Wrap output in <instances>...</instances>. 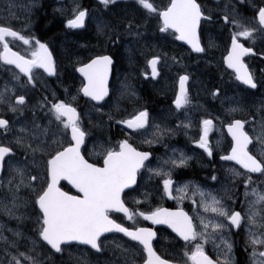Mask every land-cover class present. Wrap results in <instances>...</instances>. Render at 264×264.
I'll list each match as a JSON object with an SVG mask.
<instances>
[{"label": "flooded vegetation", "instance_id": "obj_1", "mask_svg": "<svg viewBox=\"0 0 264 264\" xmlns=\"http://www.w3.org/2000/svg\"><path fill=\"white\" fill-rule=\"evenodd\" d=\"M153 1L158 2V4H153L157 9L154 13L149 12L135 1L114 0L113 3L109 4L117 5V17L111 20L106 17L101 1L81 0L79 10H84L87 13L83 27H68V20L74 19L75 16L68 20H60L57 16H47V18H50L47 24L49 35L42 39L33 30L37 21L36 14L40 8L36 9L32 16L33 25L31 30L34 34V40L37 39L40 44H44L51 55L54 74L45 76L39 66L40 57L43 54V50H40L37 55L38 61L36 60L37 63L31 68L29 75L31 76L34 70H39L46 77L49 83L48 88L58 94V96L53 97L56 100L52 103L63 101L70 104L76 109L79 122H81L87 109L101 108L113 97L115 80L119 74H124L127 71V80L131 82L130 85L135 87L136 91L138 87V92H141L143 101L146 99L145 102H147L143 110L149 114L148 124L145 128L152 124L155 129L150 130L149 135L143 140L135 138L133 131L139 130L129 129L126 124L121 123V121L128 120L136 115L132 113L114 114L116 119L109 123V129H105L106 135L97 134L99 138H96V135L92 137L91 133L84 129L83 124L80 127L85 132L80 154L85 160L97 167L102 166L108 151L120 150V142L122 141H127L132 148L139 152L149 154L144 166L136 174L134 186L121 193V201L129 209V214H132L133 218L128 219L124 214L116 212H109V218L130 230H136L137 228L151 229L155 233L152 239L153 250L162 260L170 264H192L185 256V252L191 253L195 249V245L202 243V241L197 239L186 243L162 226L150 224L144 218L138 220V201H153L155 203L154 207L150 208L145 214H150L158 208L167 209L170 212L182 210L193 219V223L197 226L196 230L202 231L200 225L202 217L206 220L215 219L217 222L223 218L216 217L210 211H204L203 206H200L201 197L199 194L193 195V191L198 187L204 193H210L220 200L222 205L229 210V214L235 211L240 212L242 216L239 227L226 226L220 232L215 233L207 243H203L205 255L214 264H223L227 253L226 246L221 242L224 239L232 245L229 254L231 264H254L252 259L254 246L250 243L249 231L264 236V220L260 226L249 225L246 222V207L248 198L252 197L254 201L257 199L255 195H252L253 189H256L260 194L264 192V174L254 175L244 171L235 163L221 159V157L226 156L232 148L231 139L227 134V126L235 120H240L244 122L243 130L252 141L248 145L249 153L257 160H264V139H262L264 138V26L260 25L258 20V11L261 7H264V1L253 0V4L240 5L216 4L214 0H208V4H204L202 8L196 0L204 17H206L201 19L198 29L199 42L204 49L201 53H193L188 47L180 43L176 38L177 34L170 29L161 31L164 25L161 22L159 12L165 10L169 2L168 4H161L164 0ZM59 4L62 3L43 0L41 7L43 6L48 12L54 13L53 8L59 7ZM236 5L238 8H234ZM234 9H237L239 13H235ZM225 16L229 17L227 23L224 19ZM118 20L121 21L120 27L126 32L118 33ZM232 20L237 21L239 27L237 24L230 22ZM203 23L206 24L202 27V34H205V38L200 36V28ZM6 27H10L17 32L16 28ZM245 28L255 30L250 39L238 37L240 43L246 48L252 49V52L243 56L241 60L247 71L252 75L257 85L255 88L238 81L236 74L229 70L224 62V58L229 52L232 34L243 31ZM62 35L66 40H64V44L62 43L64 48H61L60 43L57 42L58 37ZM68 35L78 38L80 44H83V48L77 49V44L72 45L66 38ZM124 38H128L130 41L127 53L129 57L121 54L122 52L113 46L114 42ZM13 39L15 38L6 37L9 48L29 61H33L26 49L21 50L10 43V40ZM139 46L140 48L137 49ZM2 51L3 45L0 44V52ZM139 53L143 54L137 56ZM100 56H108L112 60L108 83L109 96L101 104L94 105L80 94L84 79L78 75L77 69ZM170 57L175 58V60L169 62ZM154 58L157 59L155 76L153 75V67L149 64V61ZM122 62H125V65L119 72L118 68ZM1 68H11L21 78L24 77L16 68L8 65L3 60H0ZM141 71H146L147 74L145 75ZM180 76L188 77L185 83L189 103L177 109L174 101ZM4 78L5 73L0 70V84ZM156 80L167 83L169 87L167 97L159 98L157 93L160 91L148 89L151 84L147 86V83ZM199 91L209 94L206 101L208 108L205 113L202 112V109L199 110L202 107L197 105ZM219 96H226L225 103L228 104L225 106L229 108L230 105H233V112H215V97ZM16 97L18 96L12 97L14 102ZM52 103H50V106ZM165 110H168V113H165V116L168 117L161 116ZM160 117L171 121L179 120L180 124H176L179 131L175 133L168 132L167 124L163 128H158ZM204 120L212 121L206 137L207 142L210 137L208 145H210L211 155L199 147L200 138L204 135ZM189 121L191 123L188 125ZM256 133L261 135L260 140L263 141L262 143L257 142ZM90 141L96 142V149L99 146L101 147L100 155L96 158L89 155L88 143ZM71 143L69 129H66L65 138L56 151L69 147ZM0 145L10 147L13 151V154L6 157L2 162L0 172L1 199L4 195V168L9 158L17 156V150L6 145V143L0 142ZM103 145L107 146L105 151L102 150ZM56 151L51 154L54 155ZM182 156L186 158L185 164L174 166L172 161L179 162ZM154 170L170 173V175H156ZM236 173H240V175ZM45 175L46 168L44 177ZM249 177H251V181L246 187L245 181ZM165 179L172 181L171 196L175 198H170L165 192ZM38 183L36 184L38 185ZM185 185H188L186 193L176 191V189ZM42 186L46 187V184L40 185L39 189ZM58 187L69 195L79 196L63 181L59 182ZM246 192L248 195L245 194ZM182 196L184 198H180ZM188 197H191L192 205L184 201ZM207 198L205 197V199ZM254 206L255 208L250 209L251 212L264 210L261 203L254 204ZM223 223L228 225L230 222L223 219ZM208 231L211 232V228ZM98 243H100L102 250L93 253L100 258L99 264H144L146 260L143 246L122 234L112 233L102 236L99 238ZM45 247L51 253H60L51 251L46 245ZM62 247L75 249L82 246L63 245ZM255 251L257 253L264 252V245H256ZM257 259L264 260V257L257 256Z\"/></svg>", "mask_w": 264, "mask_h": 264}, {"label": "snow or ice", "instance_id": "obj_2", "mask_svg": "<svg viewBox=\"0 0 264 264\" xmlns=\"http://www.w3.org/2000/svg\"><path fill=\"white\" fill-rule=\"evenodd\" d=\"M107 6L113 3L114 0H101ZM138 3L147 9L149 12H156L149 0H138ZM86 11L78 10L74 19L68 20L67 24L70 28L83 27L86 16ZM159 16L163 20L164 27L161 31H166L169 28L175 29L179 35L176 37L178 40H184L190 44L195 52H203L204 49L200 46L197 37V28L201 22L204 14L196 0H170L169 5L163 11L159 12ZM225 22H229V17H224ZM259 24L264 26V7L258 11ZM234 24H239L237 21H230ZM254 29L245 28L243 31L234 32L231 37V49L225 57V62L229 68H235L237 72V79L242 81L245 85L255 88L257 85L253 80L252 75L247 71L243 64L241 57L252 52L251 48H246L239 42L238 37L250 39L254 34ZM6 37H13L23 40L25 44L29 43L28 39L20 36L18 32L10 27L0 25V44L3 45V51L0 52V60L7 64H15L20 72L29 74L31 68L36 65V60L28 61L18 53L12 52L6 41ZM39 48L47 53V48L44 44L36 42ZM38 53L33 52V56ZM112 60L108 56H100L93 59L89 64L77 69L81 72L87 84L82 89L85 96L91 97L95 101L103 100L107 95V72L108 66L111 65ZM157 59L149 61L153 67V75H156L155 65ZM39 66L43 67L49 74H54V65L51 61V55L47 54L40 57ZM29 75V81H31ZM188 80L187 76H180V91L176 95L174 104L177 109L182 108L189 103L187 91L185 89V82ZM3 102V95L0 94V103ZM46 103H49L45 100ZM26 103L25 96L21 95L16 97L15 105H9L12 112L18 111L19 106ZM234 110V109H233ZM49 112L54 116L55 120L63 124L64 129H71V139L75 141L69 147L63 150L56 151L54 155L46 150L43 146L44 142L40 145L32 147L30 144L26 145L33 154L36 152H43L49 155L50 158L46 161V175L42 180V185L46 187L40 189L32 188V192L36 198L34 203L38 205L41 216L37 218V231L39 238L42 239L47 245H50L56 252L62 251V245L73 241L90 245L92 249L100 252L102 250L98 239L102 233L110 231H118L130 237L131 240L137 241L143 246V251L147 253V259L144 264H168L167 261L162 260L156 255L152 247V239L155 233L149 228H137L135 231L130 230L121 224L116 223L109 218V211L115 209L116 211L123 212L128 219H132L133 215L129 214V209L124 206L121 201L120 194L123 189L129 187L136 182V174L139 169L144 166V162L148 159L149 154L145 152H138L132 148L127 141L120 142L119 151H108L104 157L103 167H97L94 164L88 163L80 155V145L84 143L85 132L79 127V117L76 109L70 104L63 101L52 103ZM66 118V119H64ZM149 114L147 111H140L130 119L121 121L127 125L129 129L140 130L144 129L148 124ZM203 124L204 135L201 136L199 147L203 148L209 155L212 154L211 149L207 142V131L212 124L210 120H204ZM9 122L0 118V129H7ZM39 128V126H36ZM244 122L235 120L228 125V131L233 139V146L231 153L227 156L221 157L223 160H234L240 164L249 173L264 174V160H257L248 151V145L252 142L247 133L243 131ZM26 131L21 129V132ZM47 129L44 134H47ZM17 144L22 145V138L17 139ZM57 141L53 140L51 144L47 145L51 148ZM12 149L0 145V161H3ZM186 162L183 156L177 162L172 161L174 166H182ZM167 163V162H166ZM13 171L21 177L19 183L15 185L16 191L21 187H31V183L25 184L23 179L24 170L21 168L13 169ZM156 175H170L159 170H154ZM240 175V173H236ZM40 179L38 176L31 177V181ZM61 179L68 180L75 188L78 189L82 196L69 195L67 192L61 191L57 184ZM215 179V177H213ZM251 177L245 181L246 187L250 184ZM14 183V178L9 180V185ZM172 181L170 179L164 180V190L170 198L171 196ZM11 190V189H10ZM188 185L176 189L177 192L186 193ZM199 194L201 197V205L205 212H211L218 218H223L229 221L228 225L223 223V219L217 222L215 219L206 220L201 218L200 225L202 231L196 230V225L193 219L190 218L182 210L177 212H170L167 209H156L150 214L140 212L139 215L143 216L146 220H151L154 224H167L173 229L186 243L193 242L200 239L202 243L195 245V249L191 253L185 252V256L192 264H214V262L204 253L203 243L211 240L215 233L220 232L226 226L239 227L242 221L240 212H231L226 209L220 200L210 193H204L198 187L193 191V195ZM248 195V193H245ZM252 195L257 197L254 203L259 204L264 202V194H260L256 189L252 190ZM205 197H208L205 199ZM15 193L13 194V207H18L15 204ZM180 198H184L183 196ZM8 213L12 214V209H6ZM258 212H251L248 216L249 222L253 225L256 224V217ZM211 228V232L208 229ZM19 236L20 233H14ZM250 243L254 246L252 252V259L254 264H264V260H258L257 256L264 257V252L257 253L255 251L256 245H264V236L257 235L249 231ZM6 237L0 232V240L6 241ZM222 244L226 246L227 253L223 264H231L229 254L231 253L232 245L227 240L222 239ZM13 246H15L13 242ZM127 251V250H125ZM22 261L27 264H37L35 257L27 253L18 252L12 256V264H22Z\"/></svg>", "mask_w": 264, "mask_h": 264}, {"label": "rangeland", "instance_id": "obj_3", "mask_svg": "<svg viewBox=\"0 0 264 264\" xmlns=\"http://www.w3.org/2000/svg\"><path fill=\"white\" fill-rule=\"evenodd\" d=\"M52 1L62 3L59 4V7L57 6L55 9L53 8L54 14L60 20H68L75 16L79 10V4L81 3V0ZM130 1L138 3V0ZM42 2L43 0H0V25L16 28L20 36L29 40V43L25 44L23 40L15 38L10 40V43L21 50L26 49L33 60H37V56L34 57L33 52L39 53L41 49L36 43L39 40H34V34L31 30L33 25L32 16L34 11L41 7ZM149 2L152 4H158L157 1L153 0H149ZM214 2L216 4H253V0H214ZM230 8L232 9V7ZM234 8H238L237 5ZM102 9L108 19L112 20L117 17L116 4H108L107 6L102 4ZM234 10L235 13H239L237 9ZM117 23L119 26L118 33L126 32L120 27L121 21L118 20ZM63 35L57 39L61 48H64L63 44L65 38ZM66 38L72 45L77 44V49L83 48V44H80L79 39L75 36L68 35ZM113 46L117 47L118 50L122 52L121 54L129 57L127 54L128 47L130 46L128 38L114 42ZM139 48L140 46L137 49ZM142 54L143 53H139L137 56ZM171 60H175V58L170 57L169 62ZM124 65L125 62H122L119 65V72H121L120 70ZM0 70L5 73V78L0 84V94L3 95V102L0 103V118L9 122L7 129H0V142L6 143V145L17 150V156L15 158H9L4 168V195L0 199V232H2V235L7 239L6 241L0 240V264H12V256L16 255L18 252L27 253L28 255L35 257L37 264H99L100 258L93 253L94 251L91 252V250L86 247H78L75 249H66L62 247V251L59 254H54L49 252L40 240L36 221L41 214L35 206L34 201L36 196L31 189H39V186L42 185V180L45 178L44 170L46 168V161L49 159V155H45L43 152H36L33 154L26 145L30 144L32 147H36L37 145H40L41 142H44L43 146L46 150L53 153L63 142L66 129H64L63 124L57 122L54 116L49 112V109L51 108L50 103L56 100V98L53 97L58 96V94L56 91H52L48 88L49 83L46 80V75H42L37 69L31 73V81H29V78H21V76L11 68H1ZM141 72L145 75L147 74L146 71ZM130 84L131 82L127 80V71H125L124 74H119L118 78L115 80L113 97L101 106V108L87 109L86 115L83 116V120L79 122V127L83 124L84 129H87L92 137L96 135V138H99L98 135H106L105 129H109V123L116 119L114 114H137L138 112L143 111L144 107L147 105V102H145L146 99L143 101L141 92H138V87L136 91L135 87ZM150 84L151 86L148 88L149 90L154 89L160 91L157 93L158 97L165 98L169 90L166 82H159L158 80L154 82L149 81L147 86ZM21 95L25 96L26 103L23 106H19L18 111L12 112L9 109V105H15L12 97ZM197 96V105L202 107L199 108V110L202 109V112L205 113L208 108L206 101L209 94L199 91ZM45 100L49 103H46ZM225 100L226 96L215 97V112L229 113L234 111L233 105L229 104V108L225 106L228 104L225 103ZM2 105H4V107H2ZM165 113H168V110H165L161 116L164 117ZM162 117H160L158 128H163L164 125L167 124L168 132L175 133L179 131L176 126L177 123L180 124L179 120H165ZM190 123L191 121L188 122V125ZM37 125L39 128L36 127ZM21 129H25L26 131L21 132ZM45 129L48 130L47 134H44ZM152 129H155V127L151 124L147 128L133 131V136L143 140L149 135V131ZM255 137L257 142H263L260 140L262 138L260 134L256 133ZM18 138H22V144L24 146L17 144L16 141ZM53 140L57 141V143L53 144L51 148H48L47 145L51 144ZM209 141L210 137L208 138V142ZM95 144L96 142L93 141L88 143V152L92 158L98 157L101 152V147L99 146L96 149ZM106 149L107 146L103 145L102 150L105 151ZM16 168L24 170L23 179L25 184L27 185L30 182L31 187H21L16 191L15 185L19 183L21 179V177L13 171V169ZM33 176H38L40 179L31 181V177ZM13 178L14 183L9 185V180ZM37 182H39L38 185L36 184ZM14 193L17 197L15 204L18 205V207H13ZM262 194H264V192ZM184 201L189 202L192 205L191 197H188ZM254 202L255 201L252 200V197L247 199L246 222L249 223V225L251 223L249 222L248 216L251 213L250 209L255 208L254 204L256 203ZM262 204L264 206V202H262L261 205ZM154 205L155 203L153 201H138V214L140 212L145 213L149 211ZM6 209H12V214L10 215ZM256 212H258L259 215L256 217L255 225L260 226L261 222L264 220V210ZM140 218H143V216L139 215L138 220ZM16 232H19L20 235L15 236L14 233ZM13 242L15 246H13ZM22 264H27V262L22 261Z\"/></svg>", "mask_w": 264, "mask_h": 264}, {"label": "water", "instance_id": "obj_4", "mask_svg": "<svg viewBox=\"0 0 264 264\" xmlns=\"http://www.w3.org/2000/svg\"><path fill=\"white\" fill-rule=\"evenodd\" d=\"M197 2V1H196ZM169 3H170V1H169ZM198 4V3H197ZM169 5V4H168ZM160 19H161V22H162V24H163V20H162V18L160 17ZM164 25V24H163ZM171 31H173L174 33H176L175 32V29H172V28H169ZM198 29H199V26H198V28H197V37H198V39H199V35H198ZM177 34V36L179 35V33H176ZM178 40V39H177ZM180 43H182L184 46H186V47H188L193 53H201V52H195L194 50H193V48H192V46L190 45V44H188L186 41H184V40H178ZM201 46V45H200ZM230 49H231V45H230V48H229V51H230ZM12 51V50H11ZM13 52V51H12ZM229 53V52H228ZM47 54H49L48 53V51H47V53H45L44 51H43V54H42V56H45V55H47ZM21 56V55H20ZM227 56V55H226ZM242 58V57H241ZM24 59L25 60H28V59H26L25 57H24ZM95 59V58H94ZM29 61V60H28ZM91 62V61H90ZM89 62V63H90ZM224 62H225V58H224ZM88 63V64H89ZM112 64V63H111ZM8 65H11V66H13L14 68H16L19 72H20V69L19 68H17L16 67V65L15 64H8ZM110 66L111 65H109L108 66V72H107V82H106V87H107V90H108V92H107V95L104 97V99L103 100H100V101H95V100H93L91 97H89V96H85L84 95V93H83V91H82V89L84 88V86L87 84V80H86V78H85V76L81 73V72H79L78 70H77V73H78V75L80 76V77H82L83 79H84V85L82 86V88L80 89V94H81V96L82 97H84V98H86V99H88V100H90V102H92L94 105H99V104H101L105 99H107L108 98V96H109V88H108V83H109V78H110ZM225 66L229 69V70H232L235 74H236V77H237V72H236V69L235 68H229L228 67V65H227V63L225 62ZM42 68V71L44 72V74L45 75H47V76H49L50 74H49V72L48 71H45V69L43 68V67H41ZM79 69V68H78ZM21 74H22V76H24V77H29V74H25V73H22V72H20ZM238 81H240V80H238ZM242 84H244L242 81H240ZM245 85V84H244ZM185 89H186V83H185ZM180 91V79H179V82H178V91H177V93ZM227 134H228V136H229V138L231 139V142H232V146H233V139H232V136L230 135V133H229V131H228V126H227ZM244 131V130H243ZM69 134H70V138H71V129L69 128ZM250 138V137H249ZM251 140V139H250ZM71 145L72 144H74L75 143V141H73L72 139H71ZM83 144V143H82ZM82 144L80 145V148H81V146H82ZM232 149V148H231ZM137 151V150H136ZM139 152V151H138ZM231 153V150L229 151V153L227 154V155H229ZM13 154V151H11L8 155H6V157H8V156H10V155H12ZM81 155V154H80ZM226 155V156H227ZM82 156V155H81ZM5 157V158H6ZM4 158V159H5ZM149 158V157H148ZM87 161V160H86ZM226 161H229V160H226ZM2 162L3 161H0V172H1V169H2ZM88 162V161H87ZM103 162H104V160H103ZM230 162H232V163H235L236 165H238L240 168H242L244 171H247L246 169H244L240 164H238L236 161H234V160H231ZM89 163V162H88ZM91 164V163H90ZM101 167H103V163H102V166ZM248 172V171H247ZM252 174H254V175H257L258 173H252ZM61 181H63L64 183H66L75 193H77L79 196H82V193H80L79 191H78V189L77 188H75L68 180H66V179H61L59 182H61ZM59 184V183H58ZM58 184H57V187H58ZM135 184V183H134ZM134 184H131L129 187H127V188H125V189H123V191L124 190H126V189H129V188H131V187H133L134 186ZM122 191V192H123ZM121 192V193H122ZM120 198H121V194H120ZM125 206V205H124ZM36 207H37V209H38V211L40 212V210H39V207H38V205H36ZM109 212H116V213H122V214H124L123 212H119V211H116L115 209H112V210H110ZM175 212V211H174ZM177 212V211H176ZM41 214V213H40ZM125 215V214H124ZM126 216V215H125ZM126 218H128L127 216H126ZM150 224H153V225H159V226H162V227H164L165 229H167V230H169L170 232H172L173 234H175L176 236H178L180 239H182L175 231H173V229L171 228V227H169V225H167V224H154L151 220H147ZM133 231H135V230H133ZM111 233H117V234H122V235H124L125 237H127L128 239H130L131 240V238L130 237H128V236H126L124 233H122V232H118V231H115V230H113V231H110V232H105V233H102L101 234V236H100V238L102 237V236H105V235H108V234H111ZM51 251H53V252H56L54 249H52L51 248V246L50 245H47V243L46 242H44L42 239H40ZM99 240V239H98ZM183 240V239H182ZM133 241V240H132ZM184 241V240H183ZM134 242H136V243H138L137 241H134ZM139 244V243H138ZM63 245H77V246H82V247H86V248H88L89 250H91V251H94V252H97L96 250H94V249H92L91 248V246L90 245H85V244H82V243H79V242H76V241H73V242H70V243H66V244H63ZM62 245V246H63ZM146 254V259H147V253H145ZM168 264H170V263H168Z\"/></svg>", "mask_w": 264, "mask_h": 264}, {"label": "trees", "instance_id": "obj_5", "mask_svg": "<svg viewBox=\"0 0 264 264\" xmlns=\"http://www.w3.org/2000/svg\"><path fill=\"white\" fill-rule=\"evenodd\" d=\"M258 1H264V0H258ZM168 2H169V0H164L161 2V4H168ZM198 2L202 6V8H203L204 4H208V0H198ZM47 16L54 17L56 15L54 13L48 12L45 7H43V6L40 7V9H38L37 14H36L37 21L34 25L33 30L36 33V35H38V37L41 39L46 38L49 35L48 34L49 31L47 30V24L49 23L50 18H47ZM204 25H206V24L203 23L201 28H200V36L205 38V34H202V27Z\"/></svg>", "mask_w": 264, "mask_h": 264}, {"label": "bare ground", "instance_id": "obj_6", "mask_svg": "<svg viewBox=\"0 0 264 264\" xmlns=\"http://www.w3.org/2000/svg\"><path fill=\"white\" fill-rule=\"evenodd\" d=\"M24 12V11H23Z\"/></svg>", "mask_w": 264, "mask_h": 264}]
</instances>
